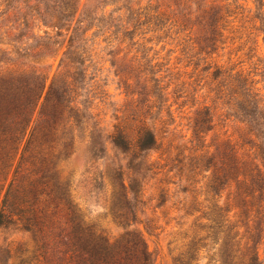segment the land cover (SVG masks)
<instances>
[{
  "label": "rangeland",
  "instance_id": "rangeland-1",
  "mask_svg": "<svg viewBox=\"0 0 264 264\" xmlns=\"http://www.w3.org/2000/svg\"><path fill=\"white\" fill-rule=\"evenodd\" d=\"M217 7L223 20L216 37L207 14ZM216 69L223 74L212 81ZM11 72L40 76L44 89L0 177V210L11 186L25 183L32 148L25 151L52 85L61 80L59 85L75 87V77L71 97L83 119L58 172L68 184L76 226L84 221L112 241L132 234L152 264H177L193 250L192 264H230L229 239L215 235L204 217L219 204L231 210L236 244L242 238L240 249L256 248L264 264L260 218L250 222L234 207L240 200L235 184L218 196L210 193L213 170L206 168L210 160L218 171L226 168L229 142L250 162L255 149L246 143L264 142V0H0V78ZM238 77L258 94L254 123L232 110L237 96L228 104ZM204 110L211 130L196 137L194 120ZM132 119L145 121L157 140V148L139 158L110 140L116 124ZM46 170V185L33 182L31 194L37 193L52 222L43 241L45 260L31 233L10 228L0 229V264H61L59 236L76 226L58 207L59 189L43 178ZM129 185L137 187V201L125 200ZM125 220L128 225L119 224Z\"/></svg>",
  "mask_w": 264,
  "mask_h": 264
},
{
  "label": "trees",
  "instance_id": "trees-1",
  "mask_svg": "<svg viewBox=\"0 0 264 264\" xmlns=\"http://www.w3.org/2000/svg\"><path fill=\"white\" fill-rule=\"evenodd\" d=\"M222 12L217 7L207 14L208 16L212 15L210 29L216 37L219 35V23L223 20ZM211 41L217 42V39L214 38ZM81 64L84 65V63ZM222 74L219 69H216L210 77L212 81H217ZM151 81L158 83V80L151 79ZM77 82L78 79L74 77L70 85L76 87L79 83ZM61 83L62 81L58 80L52 85L39 118L31 131L30 141L25 151L29 154L32 148L30 161L25 159V162L30 165L26 169V184L16 188L11 186L4 196L0 210V229L13 228L31 233L37 243L36 252H41L39 256L43 260H45L43 241L45 236H51L49 234L52 222L45 215L47 210L41 208L37 193L31 194L35 189L33 182L42 184L41 186L46 185L41 182L44 169H47V176L42 177L44 179L51 178V181L55 182L59 189V196L55 199L58 207L66 208L74 226L77 222L76 211L69 200L68 184L61 182L58 167L64 159L63 157H68L71 154L70 147L73 145V140L70 141V137L73 139L74 132L80 128L83 116L81 109L75 103L76 101L71 97L75 87L69 88L64 82V85L61 86L59 85ZM169 87L170 85L163 90H167ZM231 87L228 104L232 105V99L237 96L232 110L251 119L252 123L256 122L255 118L259 114L261 103L257 99L258 94L252 89V85H249L246 79L238 77ZM43 89L44 85H42L40 76L34 73L11 72L0 78V177L5 170L15 142L29 126L32 115L41 100ZM209 114L208 110L197 114L194 120L196 137L199 133L211 130L212 119H208ZM250 127L252 128L251 124ZM250 132L253 130L251 129ZM256 138L259 139L257 136ZM110 140L121 152L132 154L136 158L157 148V140L153 132L142 120L132 119V122H127V124L123 122L116 124L110 135ZM37 142H40V145H35ZM246 145L250 147V151L255 149L253 154L255 157L252 162L246 160L244 153H240L239 149L230 145L229 142L225 147L226 162L224 165L226 168L222 172L218 171L217 164L213 163V160L207 163V171L213 170L209 190L210 193L218 196L224 187L235 184L240 200L234 204V207L240 209V215L250 222H255L260 218V225L264 226V142L255 144L253 141H248ZM93 153H95V149H93ZM257 160H260V164L254 162ZM13 189L15 190L13 191ZM125 190V200L128 201V196H131V199L137 201L139 191L135 185H129ZM254 200L258 202L254 203ZM213 206L209 209L208 214H205L208 217L205 215L204 217L212 223L211 229L214 230L215 235L216 233L224 234L229 239L231 249L228 258L230 264H260L256 248L249 249L245 244L241 250L239 246L242 238L239 244H236L238 234L233 235L236 226L230 223L231 210H227L219 204ZM251 217H253L252 220H250ZM119 224L128 225L126 220L125 222L120 221ZM74 228H76L75 231L70 232L69 235L59 236L62 239L58 247L61 249L59 255L63 257L60 260L61 264H152L143 241L132 234L122 240L112 241L102 233L99 234L84 221ZM191 252L188 258L184 257L178 260L177 264H192L197 260L194 255L196 251ZM239 253L241 256H238ZM20 254H23V251L20 250ZM35 259H38L37 254L33 257L32 262ZM27 263L22 260L20 264Z\"/></svg>",
  "mask_w": 264,
  "mask_h": 264
}]
</instances>
